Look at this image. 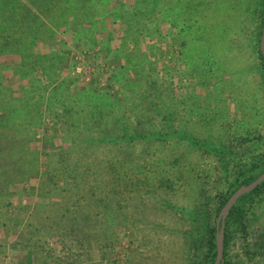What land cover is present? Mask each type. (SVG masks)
Segmentation results:
<instances>
[{"label":"rangeland","instance_id":"374dc122","mask_svg":"<svg viewBox=\"0 0 264 264\" xmlns=\"http://www.w3.org/2000/svg\"><path fill=\"white\" fill-rule=\"evenodd\" d=\"M98 1L3 0L39 32L0 25V264H201L264 172L238 175L264 155V0H146L131 27L136 0ZM253 190L218 264H264Z\"/></svg>","mask_w":264,"mask_h":264},{"label":"trees","instance_id":"16d2710c","mask_svg":"<svg viewBox=\"0 0 264 264\" xmlns=\"http://www.w3.org/2000/svg\"><path fill=\"white\" fill-rule=\"evenodd\" d=\"M89 1H91V3H90L91 10H94V9H96L98 7H102L103 6V1L102 2L98 1V0H89ZM2 3H3V0H0V12L8 10L9 13L7 12V14L4 17H2L3 15L0 16V25H2L4 22H7V21H5L7 18H10L8 20V23L10 25H11V22H12V25L13 26H17L18 30H21V31L26 30V31H28L30 33V36L27 37L29 41H37V39H38V34L37 33L39 32V29L37 30V28H36V25H37L36 22L38 21L39 16H37L26 5H21L23 7L22 8L23 11H22V15H21L20 19H18V20L17 19H13L14 18V14H12V12L9 9H7V8L3 9L1 7ZM146 3H147L146 0H136V3L133 4L134 7H133L132 11H129V9H128V10H124L122 12V19H125V20L129 19L130 23H128V27L132 26V24H133L132 20H134L135 17L139 18L140 15L141 16L143 15V12H144L143 11V7L146 5ZM40 12H42V13L44 12L45 13V11L42 10V8L40 9ZM38 28H39V25H38ZM10 42H11V39H9L8 36L4 37V40L0 41V52L5 51L8 48L7 46H8V44ZM140 57L142 59H145V55L144 54H142V56H140ZM259 58L261 60L262 66L264 68V61H263V58H262V56L260 54H259ZM40 98H42V97H40ZM64 122H66L68 133H70L71 132L70 131L71 123L70 124L68 123L69 119L66 118ZM56 125H58V122L56 123ZM114 125H116V124H114ZM116 130H117V132H120L119 135H121L123 139H127V137H125V131L127 132V128L126 127L122 128V129L120 127H118V128H116ZM74 137H75V135H74ZM74 137H73V140H75ZM101 137L104 139L103 133L101 134ZM119 140H121V138H119ZM93 142H94V139L92 138L91 143H93ZM99 142L100 143L102 142V140L100 138H99ZM63 151H64V154L67 153V151L64 148H62V150H60L59 153H58L60 158L59 159L57 158V159H58V161L59 160H64L65 162H68L70 160V157L68 159L63 158L64 157V155L62 154ZM67 155H70V154L67 153ZM261 160H262L261 163H259V162L252 163L249 168L241 167L239 169L238 175H240L242 177V180H243L241 183H248V182L253 180L254 175H252L250 173L251 170L259 169V171H261V172L264 170V155L262 156ZM57 165H58V162H57ZM165 181L168 182L167 183L168 185L171 184V180L170 179H166ZM263 184H264V181L261 184H259L253 191H255V192L258 191ZM226 199L227 198H224L221 201V204H220L221 206L224 204ZM236 209H237L236 206H234V208L232 209V212H234V210L236 211ZM235 214H236L235 216L240 218V212L239 211L235 212ZM214 231H215V228L211 227V228L208 229V232H207L206 236H204L205 237L204 240H206V241H204V243L207 242V251L205 253H203V262H201V264H206V263H204L205 259H208L210 256H214V254H215L216 247H215V240H214ZM225 244H227V236H225V239H224V246H225ZM29 255H30L29 256V260H30L32 258L31 253H29ZM224 255H225V251H224Z\"/></svg>","mask_w":264,"mask_h":264},{"label":"water","instance_id":"95a60500","mask_svg":"<svg viewBox=\"0 0 264 264\" xmlns=\"http://www.w3.org/2000/svg\"><path fill=\"white\" fill-rule=\"evenodd\" d=\"M260 51L262 54V57L264 59V23H263V28L261 32V37H260ZM262 181H264V172L257 177L254 181H252L250 184L241 186L238 188L231 196L230 198L226 201L225 205L221 208L217 220H216V260L214 264H218L220 261H222V254H223V225H224V218L230 209V207L235 203L236 199L251 190H253L257 185H259ZM220 225V226H219Z\"/></svg>","mask_w":264,"mask_h":264}]
</instances>
